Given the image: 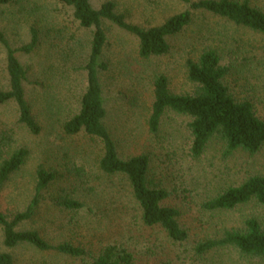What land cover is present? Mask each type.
Listing matches in <instances>:
<instances>
[{
  "label": "rangeland",
  "instance_id": "374dc122",
  "mask_svg": "<svg viewBox=\"0 0 264 264\" xmlns=\"http://www.w3.org/2000/svg\"><path fill=\"white\" fill-rule=\"evenodd\" d=\"M112 1L128 23L142 28L160 25L168 17L189 9L180 0H90L93 8ZM199 1V0H192ZM264 11V0H249ZM191 22L167 38L169 50L161 56L141 58L138 39L104 21L106 42L99 74L106 117L104 122L121 158L146 154L149 177L166 189L163 204L176 208L177 221L187 232L184 241L172 240L159 225L146 226L128 182L108 176L98 166L101 145L79 133L67 135L63 124L79 109L86 87L83 69L90 49L92 29L81 28L72 10L61 0H7L0 5V32L13 49L28 43L31 30L38 44L29 53L15 56L26 70L25 98L40 126L32 134L18 121L13 101L0 103V164L19 148L27 151L23 164L0 189V210L8 217L23 211L35 192L39 168L55 173L42 192L35 214L16 229L37 230L53 244L81 246L83 257L29 245L7 249L0 227V252L12 254L15 264H89L99 251L116 244L134 256L135 264H264V257H247L231 247L198 254L195 246L222 236L225 230L243 227L248 218L264 228V205L251 200L232 209L207 210L204 203L229 186L264 174V146L251 154L242 149L226 153L213 138L203 153L190 152V118L166 111L155 133L147 119L153 99V80L163 74L172 93H193L196 85L187 76V62L202 51L215 50L226 72L222 82L237 101L247 100L257 116H264V36L202 10H190ZM5 46L0 42V91L9 88ZM70 198L83 204L67 209L58 204Z\"/></svg>",
  "mask_w": 264,
  "mask_h": 264
},
{
  "label": "trees",
  "instance_id": "16d2710c",
  "mask_svg": "<svg viewBox=\"0 0 264 264\" xmlns=\"http://www.w3.org/2000/svg\"><path fill=\"white\" fill-rule=\"evenodd\" d=\"M7 0H0V5ZM72 10L73 18L84 29H92L90 49L83 69L86 72V87L81 95L79 109L63 124L67 135L83 134L101 145L102 155L99 169L108 176L124 178L131 194L138 204L141 220L146 226H161L175 241L187 239V232L177 221L179 212L172 206L164 205L168 191L158 187L149 177L150 163L146 154L121 158L116 143L104 122L106 108L99 78L107 69L102 60L106 42L103 22L114 23L122 30L134 35L139 42L138 55L141 58L161 56L168 52L167 38L181 31L191 22L190 10H202L224 18L238 26L249 28L264 36V11L250 4L249 0H180L189 9L168 17L160 25L142 28L128 23L122 13H118L112 1L103 2L93 8L90 0H61ZM0 42L5 46L6 70L9 88L0 91V103L13 101L18 109V121L32 133L40 131L38 122L32 115L31 106L25 98L23 82L26 70L15 56L16 51L31 52L38 44L37 32L31 30V38L20 48L13 49L0 32ZM225 68L215 50L206 49L196 61L187 62L188 79L196 85L193 93L177 94L168 89L165 75L159 74L153 80V99L147 119L148 131H158L163 114L173 111L190 118L188 129L192 138L190 152L200 156L213 139L221 141L226 153L242 149L254 154L264 146V116L256 115L253 105L247 100L237 101L222 82ZM27 151L19 148L0 164V189L8 177L23 164ZM55 180V173L39 168L36 173L35 192L27 207L12 218L0 210V227L3 231V246L7 249L18 245H29L38 251H52L70 257H83L86 251L81 246L63 242L53 244L37 230L16 229L20 223L33 217L40 203L42 192ZM255 200L264 205V174L254 175L242 183L229 186L221 193L206 201L207 210L232 209L237 205ZM58 204L67 209H80L81 202L65 198ZM231 247L247 257H264V228L255 218L244 221L239 229L225 230L221 237L207 239L195 246L198 254L214 248ZM0 264H15L12 254L0 252ZM89 264H135L134 256L125 248L109 244L103 247Z\"/></svg>",
  "mask_w": 264,
  "mask_h": 264
}]
</instances>
